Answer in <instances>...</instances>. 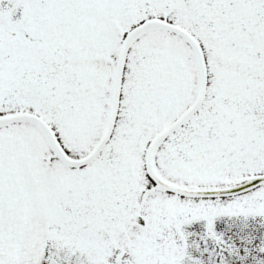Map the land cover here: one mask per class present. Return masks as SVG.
<instances>
[{"label":"snow or ice","instance_id":"snow-or-ice-1","mask_svg":"<svg viewBox=\"0 0 264 264\" xmlns=\"http://www.w3.org/2000/svg\"><path fill=\"white\" fill-rule=\"evenodd\" d=\"M0 264H264V0H0Z\"/></svg>","mask_w":264,"mask_h":264}]
</instances>
